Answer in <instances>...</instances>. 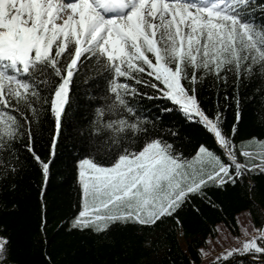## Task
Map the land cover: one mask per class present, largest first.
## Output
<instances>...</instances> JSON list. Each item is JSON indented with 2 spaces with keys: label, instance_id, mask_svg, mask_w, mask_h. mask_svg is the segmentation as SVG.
I'll use <instances>...</instances> for the list:
<instances>
[{
  "label": "snow or ice",
  "instance_id": "obj_1",
  "mask_svg": "<svg viewBox=\"0 0 264 264\" xmlns=\"http://www.w3.org/2000/svg\"><path fill=\"white\" fill-rule=\"evenodd\" d=\"M254 79L264 96V0H0V184L19 174L23 150L42 175L46 213L50 166L79 81L99 85L102 95L88 96L75 157L78 201L62 228L106 236L169 219L182 227L179 213H199L197 200L222 211L210 192L264 175V139L236 142L240 89ZM205 85L217 94L212 111L201 100ZM233 105L235 123L226 129ZM169 114L182 123L166 125ZM45 122L42 158L35 145ZM185 125L199 126L212 143L185 155L173 142ZM46 226L42 216L40 230ZM229 239L235 246L225 247ZM206 243L204 259L221 249L209 264H264V224L251 219L240 236ZM11 244L0 234V264H23Z\"/></svg>",
  "mask_w": 264,
  "mask_h": 264
},
{
  "label": "trees",
  "instance_id": "obj_2",
  "mask_svg": "<svg viewBox=\"0 0 264 264\" xmlns=\"http://www.w3.org/2000/svg\"><path fill=\"white\" fill-rule=\"evenodd\" d=\"M262 85L254 79L241 87V121L237 125L236 142L253 136L264 138V96L257 89ZM228 93L232 92L229 88ZM72 105L64 126L63 138L58 144L56 157L50 166V177L44 192L46 213L42 211L40 191L43 185L39 168L31 157L21 150L23 167L19 174L0 184V229H7L12 259L23 264H204L199 250L206 247L213 230L225 223L235 235H239L238 215L249 211L253 224H264V175H249L226 192L215 191L209 195L219 205L217 210L197 200L199 213L185 209L179 213L182 227L175 220H165L155 228H114L108 235L69 232L62 228L76 210L78 184L75 172V157L81 154L79 132L87 127L91 115L88 96L99 97V85L87 86L77 82L73 88ZM203 106L214 110L217 94L211 85L200 89ZM224 91H220V103H225ZM235 106L226 112L225 127L235 123ZM180 118L174 114L165 117V124L179 126ZM48 124L37 134L36 149L42 158L48 156ZM177 148L185 155L193 152L199 142L211 144V139L197 125L181 128V137L174 139ZM243 159V158H241ZM251 181V186H250ZM14 184V190L9 188ZM13 205L16 207L13 208ZM42 216L47 220L42 232ZM181 231L183 235H181ZM184 240V245L181 242ZM237 259H241L237 257ZM247 261V258H243Z\"/></svg>",
  "mask_w": 264,
  "mask_h": 264
},
{
  "label": "rangeland",
  "instance_id": "obj_3",
  "mask_svg": "<svg viewBox=\"0 0 264 264\" xmlns=\"http://www.w3.org/2000/svg\"><path fill=\"white\" fill-rule=\"evenodd\" d=\"M264 139V138H263ZM250 212L249 211H243L240 215H239V221L241 222L240 224H239V226H240V232H239V235H235L234 233H232L231 232V230L227 227V225L225 224V223H220V224H218V227L221 229V232L220 233H218L217 234V236L216 237H210L209 239H211L212 241H213V243L214 244H216V242H217V240L222 236V235H224V234H227V235H229L230 237H236V236H240L241 235V225H244V226H246L247 224H248V221H249V219H251V221H252V218H251V216L249 217V214ZM252 223H253V221H252ZM208 239V240H209ZM181 242L183 243V245H184V240L181 238ZM224 244H225V247H227V246H229L230 244L231 245H233V246H235L234 245V242L231 240V239H229L228 241H226V242H224ZM202 249H204L205 251H208L209 250V245L207 244V246L206 247H204V248H202ZM221 251V249H220V247L217 245L216 246V250H215V252L212 254V256L211 257H209L208 259H204L203 258V260H204V264H209V260H214L215 259V255H216V253H218V252H220Z\"/></svg>",
  "mask_w": 264,
  "mask_h": 264
},
{
  "label": "crops",
  "instance_id": "obj_4",
  "mask_svg": "<svg viewBox=\"0 0 264 264\" xmlns=\"http://www.w3.org/2000/svg\"><path fill=\"white\" fill-rule=\"evenodd\" d=\"M240 214H241V213H240ZM240 214H239V215H240ZM239 215H238V219H239Z\"/></svg>",
  "mask_w": 264,
  "mask_h": 264
},
{
  "label": "water",
  "instance_id": "obj_5",
  "mask_svg": "<svg viewBox=\"0 0 264 264\" xmlns=\"http://www.w3.org/2000/svg\"><path fill=\"white\" fill-rule=\"evenodd\" d=\"M241 258V257H240ZM244 258H246V257H244ZM241 259H243V258H241ZM248 259V258H247Z\"/></svg>",
  "mask_w": 264,
  "mask_h": 264
}]
</instances>
